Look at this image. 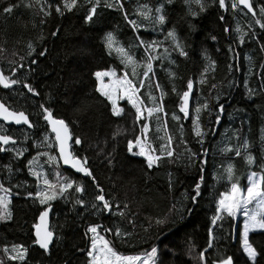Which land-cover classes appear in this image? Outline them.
I'll return each mask as SVG.
<instances>
[{
  "label": "trees",
  "instance_id": "1",
  "mask_svg": "<svg viewBox=\"0 0 264 264\" xmlns=\"http://www.w3.org/2000/svg\"><path fill=\"white\" fill-rule=\"evenodd\" d=\"M251 2L255 5V17L241 6L233 10V0H225L226 8L220 7L219 0H202L203 11L186 0H100L93 19L87 21L85 18L96 0H78L72 11L64 9V0L39 3L0 0V72L20 81L10 88L0 86V101L10 110L23 111L34 125L30 131L0 124V132L17 140L15 146L7 147L11 150L3 154L0 151V184L11 190L6 195L11 201L12 214L10 220L0 223V261L87 264L91 240L86 230L89 225H98L100 235L122 255H142L156 247V264H214L227 257H232L233 264H264V229L249 236V243L257 252L252 261L240 247V221L223 214L212 224L216 201L222 193L231 190L225 172L228 165H233L234 181L241 189L246 188L250 172L261 173L264 165V29L255 23L257 19L264 21L260 15L264 0ZM9 5L17 7L11 14H5L3 8ZM143 5L153 10L150 17H155L154 9L163 5L164 25H154L151 19L138 15ZM57 6L63 15L56 13ZM44 12L50 15L45 16ZM129 21H136L139 27L134 30ZM169 31L175 32L186 55H180L167 38ZM54 32L57 34L52 35ZM107 32H113L140 62L135 78L131 69L126 70L121 64L118 54H110L105 48ZM141 40L155 41L161 44L160 49H168L162 65L152 61L153 73L139 93L149 107L152 102L146 96V87L151 86L148 89L157 98V105L160 90L165 93L163 107L167 115L159 114L161 131L157 132L155 118L149 121V139L157 150L155 154H159L161 143H167V135L173 139L174 157L163 158L152 169L144 158L131 155L127 147L129 140L141 135L140 125L146 121L137 124L135 109L125 100L119 102L122 115H112L111 104L96 91L94 76L97 71L110 69H115L118 76L127 71L129 79H134L139 87L143 64L147 62ZM41 52L45 54L40 55ZM190 80L193 82L189 99L191 118H185L180 112L181 97L188 90ZM24 83L30 84L39 95L28 92ZM42 104L54 118L66 122L73 138L81 139L80 145L72 140L71 152L86 159V166L92 172V176L85 178L75 176L63 170L59 161L58 167L57 161H52L49 166L74 181L75 186H82L84 192L69 189L49 205H41L35 198L38 187L43 186L28 171L29 161L34 157L47 170L48 157H38V152L57 157ZM198 106L202 137L195 135L192 124ZM173 114L180 119L174 120ZM165 120L167 134L163 131ZM45 136L50 138L51 148L42 143ZM245 140L246 150L242 147ZM228 147L240 148L241 155L236 156L234 150L222 151ZM16 150H24L23 156H17ZM249 154L255 158L252 165L246 161ZM45 171L53 182L49 170L48 174ZM198 183L201 194L193 201L191 197L195 196ZM100 189L112 205L111 213L94 200ZM30 192L32 196L28 195ZM80 198L85 207L75 203ZM93 203L100 205L99 208L93 209ZM46 207H51L49 229L54 233V241L45 253L34 243L33 232ZM160 219L166 222L157 224ZM209 229L213 231L211 248ZM13 244L28 249L25 261H11L5 255L4 246L11 249ZM201 251L205 252L206 262L199 259Z\"/></svg>",
  "mask_w": 264,
  "mask_h": 264
},
{
  "label": "snow or ice",
  "instance_id": "2",
  "mask_svg": "<svg viewBox=\"0 0 264 264\" xmlns=\"http://www.w3.org/2000/svg\"><path fill=\"white\" fill-rule=\"evenodd\" d=\"M37 3L40 0H36ZM171 2V0H169ZM78 3V0H64L63 7L67 11H72ZM100 0H96V4L93 5L89 11V14L86 16L87 21H91L93 16L96 13V7L99 5ZM186 3L192 4L195 3L200 6V10H204V6L202 0H186ZM219 5L221 8H226L225 0H219ZM242 5L244 9H247L248 13H251L253 17L257 15L255 11V5L251 2V0H233L231 5L233 10H238L239 6ZM31 7V5H27ZM123 7V5H120ZM17 7V5H9L3 8V12L5 14H11L13 9ZM42 12L44 11L43 8L40 9ZM242 10V9H240ZM56 13L63 15L62 9L60 6L55 8ZM153 10L149 8L147 5L141 6V9L138 10V15H140L145 20L151 19L154 25H164L165 23V16L162 14L163 12V5H160L154 9L155 13L157 14L155 17H150V13ZM44 15H50L49 12H44ZM195 15V12L192 13ZM260 15L264 16V6L260 8ZM127 14H125V19H127ZM223 19V17H221ZM43 22V21H42ZM132 24L133 29H137L139 25L136 21H129ZM256 24L260 25L262 29H264V21L257 19L255 21ZM228 31V29H225ZM236 31H240V29H236ZM57 33H52V35H56ZM167 38H170L175 45V49L179 51L180 55L184 56L187 53L184 52L183 48L181 47L179 41L176 38L174 31H169L167 33ZM215 39V38H213ZM241 42H243V35L240 37ZM104 46L109 50V53L116 52L120 58L121 64L124 65V68L131 69V75L135 78L137 73V68L141 67L140 62L136 60V58L123 47L120 42L118 41L116 35L113 32H107L104 36ZM140 46L145 48V52L147 54V62L143 64V79L138 81L139 87H137L136 82L134 79H129L128 72L125 71L122 77H118L115 69H110L106 71H97L94 73V76L97 80V87L96 91L103 97L107 99V101L111 104L112 115L120 116L123 113V109L118 107L117 100L121 97L126 98L128 104L131 105L133 109H135V122L140 124L142 120L146 121L140 125V132L141 135H137L135 140H129L127 147L128 152L130 154H135L141 156L145 159L147 167L152 169L154 165H157L160 160L165 157L172 158L174 157V149L172 148V136L167 135V143H161L159 154H155L157 150L152 146V143L149 139V132H150V123L153 118L157 121V132L161 131L159 127V120H160V113H164L166 116L167 113L164 111L163 107V96L165 93L160 90L159 84L156 85L157 90L161 91L160 96V103L157 105L156 101L157 98L151 94L149 91L148 98L152 102V106H146L144 99L139 95L140 89L144 88L146 82L150 79V74L153 73V60H162L165 57L153 55L158 47L161 46L158 42H151L146 43L145 41H140ZM31 44H29V48L31 49ZM165 54H167L168 49H164ZM44 52H41L40 55H44ZM35 63V61H33ZM13 76H15V69L12 70ZM104 77L109 78V83H104ZM20 83L15 78L9 79L3 72H0V86L4 88H10L12 85ZM23 87L28 90V92L33 93L34 95H39L38 92L28 83H24ZM149 87H151L149 85ZM187 91L183 92L181 97L182 106L180 107V112L184 114L185 118H191L189 112V99L191 96V92L193 90V82L190 80L187 84ZM175 90V89H174ZM43 109V118L47 121L51 133L54 134L55 146L58 149L59 157H54L46 152H38L39 156H47L48 162L51 163L52 161L62 160L63 164L70 165L77 173H82L85 176H92V172L86 166L87 160L81 159L75 156L70 151V144L69 141L74 139V143L76 145H80L82 143L81 139L76 137L73 138L69 127L63 119H56L53 116V113L45 107L43 104L40 106ZM203 108H207V105H203ZM220 112H223V105H220ZM196 115L195 118H192L193 124V131L197 137H202L203 131L199 124V113L201 112V107L196 108ZM147 113L145 117L144 113ZM0 119L5 122L15 123L16 125H27L29 128L34 127V125L29 120V117L23 112H16L10 110L7 106L3 103H0ZM174 120H179L180 117L173 114ZM217 122H219V116H217ZM163 131L167 134V122L165 120ZM158 139L163 140L162 137H157ZM49 137L45 136L42 143L51 148L53 145L48 143ZM17 140L14 139L12 136L4 134L0 132V145H15ZM38 146V145H37ZM245 150L248 148V141L245 140L243 146ZM134 148L138 149V151L134 152ZM6 147H0V151H9ZM235 151L236 156L241 155V149L236 148L233 149L228 147L223 149L222 151L225 152H232ZM206 151V150H205ZM24 150H16L17 156H23ZM192 155H195L193 153ZM246 161L249 165L255 163V158L249 154L246 156ZM202 163H206V161H202ZM41 168V170H37ZM262 171L261 173H257L255 171L250 172L248 175V186L245 192L241 189L238 182L234 181V167L233 165L229 164L228 167L225 169L227 174V180L231 184V191L230 193H222L220 199L216 201V215L212 218V224L215 225L217 220L223 217V214H227L228 217L235 218L236 214L240 211H243L245 216V223L243 226L242 232V246L244 252L247 254V257L255 261L257 256L256 249L249 243L248 235L250 231L256 229H264V165H261ZM29 172L33 175L37 181L38 185L39 182L42 180L43 188L35 192V198L39 200L41 205H49L50 201L57 199L58 197L64 196V194L69 190L73 189L77 193H83L84 188L82 186H75V182L67 177L61 176L59 172L56 173L57 182L53 183L50 181L47 176L42 171V166L39 165V161L37 157H34L32 160L29 161ZM94 180V177H93ZM203 180V177H201ZM95 182V181H94ZM201 185L198 183L195 186V196L191 197L193 201L196 200L200 193ZM10 189L5 188L2 184H0V193H10ZM100 194L95 195L94 200L100 202L103 209L107 212L111 213L112 205L109 203L108 200L105 199L103 195V189H100ZM29 196H32L33 193H28ZM10 198L8 195H0V221L10 220L12 218V214L9 210ZM255 202V208H249V205ZM75 203L79 204L81 207H85V202L82 198L77 199ZM97 203L92 204L93 209H98L99 206ZM119 207V205H117ZM124 207H127L125 205ZM50 207H46L44 211L40 213L39 216V223L34 225L35 228V240L34 243L39 246L40 249H43L45 252H48L49 245L53 240L54 233L49 229L48 224V217H49ZM121 215L123 213L121 212ZM166 221L163 219L157 220V224H164ZM98 225H89L86 230L87 233H91V243L90 247L87 250L88 262L87 264H156V256H157V248L153 247L150 252L146 253L145 255H122L117 252L114 247L111 245L110 241L105 239L104 236L100 235L98 232ZM105 231H111V229H105ZM116 235H120V230H116ZM209 243L208 247H212V238H213V231L209 229ZM3 252L7 255L8 259L11 261H25L28 254V249L21 244H13L11 249L7 245L4 246ZM11 253V254H10ZM199 259L201 262H206L205 252L201 251L199 253ZM0 264H4L3 261H0ZM214 264H233L232 257H227L226 259H220L219 261L214 262Z\"/></svg>",
  "mask_w": 264,
  "mask_h": 264
},
{
  "label": "rangeland",
  "instance_id": "3",
  "mask_svg": "<svg viewBox=\"0 0 264 264\" xmlns=\"http://www.w3.org/2000/svg\"><path fill=\"white\" fill-rule=\"evenodd\" d=\"M155 55H158V56H162L163 57V55H164V50L163 49H160L159 47L157 48V50H156V54ZM157 62H158V64L159 65H162L163 63H164V60L162 59V60H157ZM167 62L168 63H170V61H169V59H167ZM124 74H122L121 76H118V77H122ZM96 82H97V80H96ZM104 83H109V78L108 77H104ZM149 87H146V96H148V93H149V91H150V89H148ZM148 89V90H147ZM123 100H125V101H127V99L126 98H123V97H121L120 99H118L117 100V105H118V107H120L119 106V102L120 101H123ZM183 114V113H182ZM144 115H145V117L147 116V113L145 112L144 113ZM184 115V114H183ZM136 151H138V149H135L134 148V152H136ZM131 155H133V156H138V155H135V154H131ZM138 157H141V156H138ZM143 158V157H142ZM48 162V161H47ZM40 165V164H39ZM49 165H51V163H49L48 162V168H47V170L45 171V169L44 168H42V171L44 172H46V174H48V170H49V173H50V175L52 176V180H53V183H56L57 182V176H56V173H57V171H56V169H55V167L54 166H49ZM41 166V165H40ZM37 170H41V168H38ZM28 171H29V168H28ZM45 174V173H44ZM29 175L32 177V178H34V179H36L33 175H31L30 174V172H29ZM40 184H41V186H43V184H42V180L40 181ZM247 186H248V184L246 185V188H244V189H242L244 192H245V194H246V189H247ZM231 191V190H230ZM230 193V192H229ZM7 193H0V195H6ZM51 202V201H50ZM249 208H255V202H253V204H251V205H249ZM226 214V213H225ZM235 221H240V231H239V242H240V247H241V249H242V251H243V253L247 256V254L244 252V250H243V246H242V232H243V226H244V223H245V216H244V214H243V211H240V212H238L237 214H236V216H235ZM7 221V220H6ZM1 222H3V221H0V223ZM261 230H263V229H256V230H253V231H250L249 232V235H248V240H249V236H250V234L251 233H254V232H257V231H261ZM91 233H90V240H91ZM142 255H145V254H142ZM155 260H156V258H155Z\"/></svg>",
  "mask_w": 264,
  "mask_h": 264
},
{
  "label": "water",
  "instance_id": "4",
  "mask_svg": "<svg viewBox=\"0 0 264 264\" xmlns=\"http://www.w3.org/2000/svg\"><path fill=\"white\" fill-rule=\"evenodd\" d=\"M240 6H241V8H242L246 13H248V12H247V9H244L242 5H240ZM248 14H249V15H252L251 13H248ZM0 103H2V102L0 101ZM45 122H46V124H47V127H48V131H49V133L52 135V137H53V139H54V134L51 133V130H50V127H49L47 121H45ZM0 124H3L5 127H14V128L24 127V128H26V129H28V130H30V131L33 129V128H29L27 125H23V124H21V125H16L15 123L5 122V121H3L2 119H0ZM71 142H72V140L69 141L70 146H71ZM54 143H55V140H54ZM15 145H16V144H15ZM15 145H14V146H15ZM9 146H13V145H11V144H10V145H7V146L0 145V147H6V148L9 147ZM55 150H56V155H57V158H58V157H59V152H58V149L56 148V146H55ZM70 151H71V147H70ZM1 153L3 154L4 151H1ZM59 164H60V167H61L63 170L68 171V172H70L71 174H73V175H75V176L80 175V176L83 177V178L87 177V176L83 175L82 173H77L73 168H71L70 165H65V164H63V161H62V160H59ZM50 212H51V207H50L49 217H48V224H49V226H50V222H49ZM37 223H39V217H38V219H37ZM33 235H34V239H35V228H34ZM53 241H54V237H53L52 242H51L50 245H49V249H50V247H51ZM37 246H38V245H37ZM38 248H39V246H38ZM39 249H40V248H39ZM40 250H42L43 252H45L43 249H40ZM48 251H49V250H48ZM45 253H46V252H45Z\"/></svg>",
  "mask_w": 264,
  "mask_h": 264
},
{
  "label": "bare ground",
  "instance_id": "5",
  "mask_svg": "<svg viewBox=\"0 0 264 264\" xmlns=\"http://www.w3.org/2000/svg\"><path fill=\"white\" fill-rule=\"evenodd\" d=\"M47 126V125H46ZM51 135V134H50ZM52 136V135H51ZM53 139V138H52ZM54 141V140H53ZM55 144V143H54ZM10 147V146H9ZM56 153V152H55ZM63 175V174H62Z\"/></svg>",
  "mask_w": 264,
  "mask_h": 264
}]
</instances>
